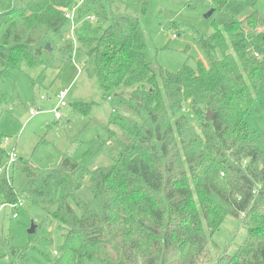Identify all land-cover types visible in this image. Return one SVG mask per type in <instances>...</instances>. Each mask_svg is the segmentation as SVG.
Listing matches in <instances>:
<instances>
[{
    "label": "trees",
    "instance_id": "16d2710c",
    "mask_svg": "<svg viewBox=\"0 0 264 264\" xmlns=\"http://www.w3.org/2000/svg\"><path fill=\"white\" fill-rule=\"evenodd\" d=\"M120 1L85 0L77 29L87 75L114 93L111 164L92 167L95 153L75 145L56 167L22 163L19 188L3 168L0 135V205L25 195L43 205L46 221H59L63 243L48 264H264V133L247 121L264 91V13L199 35L211 65L172 72L147 60L140 20L127 6L117 10ZM211 1L224 10L240 0ZM74 3L14 0L0 14V110L12 70L68 59L64 13ZM87 177L92 197L83 196ZM232 218L236 230L221 248L214 236ZM0 253L27 261L11 238L0 237Z\"/></svg>",
    "mask_w": 264,
    "mask_h": 264
},
{
    "label": "rangeland",
    "instance_id": "374dc122",
    "mask_svg": "<svg viewBox=\"0 0 264 264\" xmlns=\"http://www.w3.org/2000/svg\"><path fill=\"white\" fill-rule=\"evenodd\" d=\"M13 5L14 0H0V14L12 9ZM126 6L140 20L147 41V60L172 72L180 71L185 65L195 70L200 63L211 65L199 35L223 29L226 23L242 20L253 10L264 13V0L230 1L224 10L216 8L211 0H121L116 8L123 12ZM213 8V13L207 17ZM4 30L5 26L0 24V37ZM262 31L259 36L264 35V29ZM254 41L260 45L261 38ZM75 57L76 63L61 58L53 67L12 70L10 80L1 86L9 98L0 110V135L6 139L8 150L13 146L17 148L18 160L11 170L14 184L19 188L25 181L20 171L22 163L29 162L41 169L56 167L65 152L74 149L75 145L79 147V154L88 150L95 153L92 167L111 164V151L105 141L108 138L106 126L116 108L112 100L114 93L107 95L99 82L87 75L82 66L81 50ZM69 86L67 106L60 108L63 117L56 119L52 110L59 102L58 93ZM32 109L38 113L30 117ZM247 121L252 129L264 133V91ZM90 185L87 177L83 196L92 197ZM22 202L16 217H12L11 207L1 209L0 237L11 238L13 246L27 252V261L24 259L26 263L21 261V264H48L54 251L63 243L59 221H46L47 211L40 202L25 195ZM32 225L36 229L29 233ZM236 226V219H229L214 236L221 248L231 242ZM21 252L18 250V254ZM212 254L206 262L215 261L220 252ZM18 259V256L0 253V264H11Z\"/></svg>",
    "mask_w": 264,
    "mask_h": 264
},
{
    "label": "built area",
    "instance_id": "2783aa9c",
    "mask_svg": "<svg viewBox=\"0 0 264 264\" xmlns=\"http://www.w3.org/2000/svg\"><path fill=\"white\" fill-rule=\"evenodd\" d=\"M85 0H74V5L71 8H68L65 10L64 16L67 19L69 25H68V30L65 34V39L73 42V51L72 53L68 56V60H71L72 62L76 63V53L79 51V41H78V37H77V29L81 24V20L78 17V13H79V7L81 6V4L84 2ZM87 19L91 20V21H95L96 18L94 15H88ZM175 36V35H174ZM256 55H258L257 52H255ZM84 61H82V66L84 67ZM70 91V86L69 87H63L60 89L59 93H58V99L59 102L56 106V108H54L52 110V112L54 113V116L56 119H61L63 117V113L60 111L61 107H65L67 106V102H66V97L68 95ZM30 117L35 116L38 111L35 109L30 110ZM6 142V139L4 140ZM8 151V156L6 158V161L4 163L3 168H11L12 166H14L18 160V153H17V148L16 146L11 147ZM11 207V209L14 211V214L12 217H16L17 216V212L18 209L20 207L23 206V202H22V197L16 201V202H7V203H2L0 205V211L3 207ZM58 252L54 251V255H57Z\"/></svg>",
    "mask_w": 264,
    "mask_h": 264
},
{
    "label": "water",
    "instance_id": "95a60500",
    "mask_svg": "<svg viewBox=\"0 0 264 264\" xmlns=\"http://www.w3.org/2000/svg\"><path fill=\"white\" fill-rule=\"evenodd\" d=\"M214 9L215 8H213L206 16L207 17L210 16L213 13ZM46 49H48V50L52 49L50 43H48L46 45ZM206 119H207V121H212L213 120V113L210 110L207 111ZM35 229H36L35 225H32V227L29 229V233H33L35 231Z\"/></svg>",
    "mask_w": 264,
    "mask_h": 264
}]
</instances>
